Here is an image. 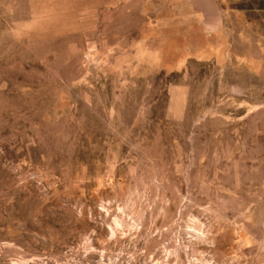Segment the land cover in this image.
<instances>
[{"label": "rangeland", "instance_id": "374dc122", "mask_svg": "<svg viewBox=\"0 0 264 264\" xmlns=\"http://www.w3.org/2000/svg\"><path fill=\"white\" fill-rule=\"evenodd\" d=\"M239 92L264 0H0V264H264Z\"/></svg>", "mask_w": 264, "mask_h": 264}, {"label": "crops", "instance_id": "0c3cea01", "mask_svg": "<svg viewBox=\"0 0 264 264\" xmlns=\"http://www.w3.org/2000/svg\"><path fill=\"white\" fill-rule=\"evenodd\" d=\"M228 96L225 97V99ZM225 105V111L223 114L221 113H215L222 115L225 119L229 120L231 130L234 133L235 136V144L233 148H230L231 153H246L247 152V144H246V137L244 133H242L244 129H246V120L248 115L255 116V120L258 121L259 118V128L256 125V129L254 131V135L256 139L258 137H263L264 128H263V115L262 110L264 107V100L263 95L260 96V100L258 102L257 99H255L254 103L248 100V95L246 92L242 93H236L232 94L227 98V100L224 101ZM229 105V108H228ZM248 105L252 106L250 108V111L248 110ZM262 142V141H261ZM255 152L256 156L253 158L254 164H251V169L261 170V166H258V161H262V144L259 145V148L257 147V143H255ZM259 154V155H258ZM247 167V164L245 165V168Z\"/></svg>", "mask_w": 264, "mask_h": 264}]
</instances>
